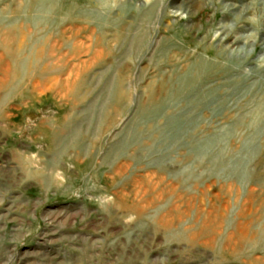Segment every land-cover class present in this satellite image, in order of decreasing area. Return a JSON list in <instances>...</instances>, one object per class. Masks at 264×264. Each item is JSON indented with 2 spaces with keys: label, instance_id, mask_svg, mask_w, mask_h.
<instances>
[{
  "label": "rangeland",
  "instance_id": "obj_1",
  "mask_svg": "<svg viewBox=\"0 0 264 264\" xmlns=\"http://www.w3.org/2000/svg\"><path fill=\"white\" fill-rule=\"evenodd\" d=\"M0 264H264V0H0Z\"/></svg>",
  "mask_w": 264,
  "mask_h": 264
},
{
  "label": "bare ground",
  "instance_id": "obj_2",
  "mask_svg": "<svg viewBox=\"0 0 264 264\" xmlns=\"http://www.w3.org/2000/svg\"><path fill=\"white\" fill-rule=\"evenodd\" d=\"M244 4V3H243ZM238 5V4H237ZM243 6V5H242ZM231 28H232V26H231ZM3 32V31H2ZM244 42V41H243ZM240 45V44H239ZM243 45V44H242Z\"/></svg>",
  "mask_w": 264,
  "mask_h": 264
}]
</instances>
